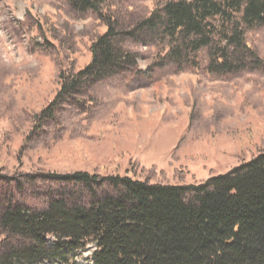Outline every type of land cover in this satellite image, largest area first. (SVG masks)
I'll list each match as a JSON object with an SVG mask.
<instances>
[{"label":"rangeland","instance_id":"obj_1","mask_svg":"<svg viewBox=\"0 0 264 264\" xmlns=\"http://www.w3.org/2000/svg\"><path fill=\"white\" fill-rule=\"evenodd\" d=\"M166 1H110L104 13L136 63L63 96L45 119L60 74L71 79L91 63L107 26L67 0H0L2 194L21 187L16 199L43 210L51 178L77 172L199 186L264 152V26L246 30L248 67L221 75L209 70V48L177 62L169 38L138 29ZM93 253L91 244L47 264H93Z\"/></svg>","mask_w":264,"mask_h":264},{"label":"trees","instance_id":"obj_2","mask_svg":"<svg viewBox=\"0 0 264 264\" xmlns=\"http://www.w3.org/2000/svg\"><path fill=\"white\" fill-rule=\"evenodd\" d=\"M67 1L77 13L98 15L107 32L91 44L88 66L71 79L60 74L62 90L45 119L63 96L124 73L137 60L123 49L117 21L104 13L113 0ZM161 12L138 29L169 38V57L177 62L209 48V70L221 75L248 67L246 57L254 55L246 30L264 26V0H167ZM51 180L43 210L16 199L21 187L0 191V264L63 262L91 244L93 264H264V152L199 186L87 172Z\"/></svg>","mask_w":264,"mask_h":264}]
</instances>
